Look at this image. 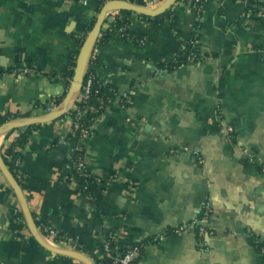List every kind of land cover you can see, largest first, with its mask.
Instances as JSON below:
<instances>
[{
    "label": "crops",
    "instance_id": "0c3cea01",
    "mask_svg": "<svg viewBox=\"0 0 264 264\" xmlns=\"http://www.w3.org/2000/svg\"><path fill=\"white\" fill-rule=\"evenodd\" d=\"M254 1L201 0L197 14L178 0L162 19L133 12L126 34L101 32L93 67L98 83L119 96L85 144L88 170L102 182L65 179L74 146L68 114L0 134L1 152L31 126L17 174L42 240L94 264H113L116 252L140 242L135 264H264V0ZM100 8V0H0V71L36 70L0 73V127L45 118L53 103L74 105L79 93L65 102L63 81L71 80L73 55ZM196 28L202 57L172 66ZM109 176L115 180L106 185ZM209 200L212 233L173 231ZM41 225L62 238L48 240ZM0 262L88 264L38 240L1 170Z\"/></svg>",
    "mask_w": 264,
    "mask_h": 264
},
{
    "label": "built area",
    "instance_id": "2783aa9c",
    "mask_svg": "<svg viewBox=\"0 0 264 264\" xmlns=\"http://www.w3.org/2000/svg\"><path fill=\"white\" fill-rule=\"evenodd\" d=\"M102 1L104 3L107 0H102ZM182 1L184 2L187 1L188 4H190L193 8H195V10L197 11V14L200 12L201 7H202L201 0H182ZM82 2L86 3L87 0H82ZM115 13L116 12H114L111 15V17ZM120 30L123 34H126L125 28H121ZM198 59L199 58H197V56L193 55L189 57V62L197 61ZM7 72L11 73L15 77H24L26 75L33 74L34 72H36V70L31 66L19 65V66H15V67H12L4 71H0V73H7ZM93 82H94L93 76L90 74V76H88L87 78L86 83H84L82 86L85 98H88V95L92 93ZM85 98L83 97L84 100ZM117 100H119L118 93L116 94L114 98L110 97L108 99H105V97H102L99 95V91L97 89L95 90L94 96H92V99H91V101L96 102V105L92 106L93 108L94 107L101 108L104 106L106 101L113 103ZM124 100H125V95H122L121 96L122 104H124ZM54 107H55L54 103L48 106L46 108L47 114L53 112L57 108V107L56 108ZM71 108L74 109V105ZM79 116H82V111L80 109H78L77 113L75 114V117H72V122H73L72 129L74 130V132L76 130H79L80 136L77 140L73 141L74 146L71 147L70 149V153L68 155V158L65 164V170H66L65 179L73 180V177L77 175L78 178L83 179L85 182H92L93 180L91 179L93 177V174H91L90 171L88 170L87 160L85 156V144L87 140L94 134V130L91 124H89L88 126L87 125L85 126L84 123L79 122L78 121ZM228 130L232 131V128L228 127ZM59 142L63 144H68L70 141L66 139H60ZM76 150H82L84 152L83 154L76 156ZM114 180H115L114 176H109L104 179V182L106 185H110L111 183H113ZM94 181L102 182L103 180L99 177H96ZM210 213H211V201L209 200L206 202L205 208L199 216L195 217L194 219L190 221H187V222H184L178 225L173 231L179 233V232H186L190 229H196L200 236H204L209 233H212L210 232V229L208 227V224L210 222ZM38 229L45 235V237L48 238V240L50 239L57 243L62 238L59 232L49 227L41 225V226H38ZM109 237L112 238L113 235H110ZM109 237L106 238L105 243H104V248H105V251L107 252H110L113 249V244H112V241L109 239ZM142 247H143V243L140 242L134 246H130V247H127L125 249H122L116 252L113 256V264H135L137 258L141 254ZM262 253L264 255V236H263V241H262ZM0 264L2 263L0 262Z\"/></svg>",
    "mask_w": 264,
    "mask_h": 264
},
{
    "label": "water",
    "instance_id": "95a60500",
    "mask_svg": "<svg viewBox=\"0 0 264 264\" xmlns=\"http://www.w3.org/2000/svg\"><path fill=\"white\" fill-rule=\"evenodd\" d=\"M178 0H163L158 5L155 6H149L148 4H141L132 0H107L104 3H102L101 8L99 12L97 13L96 20L92 26V28L89 30L87 35L84 38V41L79 49V52L76 57L74 69H73V75L71 80L65 79L63 82L68 86V91L65 96V102H68L71 97L74 94H78L85 82L86 76L88 75L90 64L93 60V56L97 47V43L99 41L101 32L104 28V25L109 19V17L117 11L126 10L138 13L142 16L146 17H157L163 13H165L167 10L172 8L175 3ZM69 109H66V107H58L53 112L47 114L45 118L42 117H33L28 120H16V121H9L2 125L0 127V134L8 132L10 130H13L15 128L33 124V123H42L47 121H52L56 119L57 117L65 114ZM0 170L4 174L6 180L9 182V184L12 186V188L15 190V192L18 194L23 210L25 212V215L28 219L29 226L31 227V230L33 234L38 238V240L46 246L49 250L71 256L74 258H77L79 260L85 261L88 264H94L85 254L76 252L73 250H67V249H61L56 248L48 245L44 240L41 239L40 234L37 232L36 229V222L33 218L32 212L29 210V207L27 205V200L23 194L22 188L20 183L17 181V179L14 177V175L11 173V171L6 166L2 154L0 152Z\"/></svg>",
    "mask_w": 264,
    "mask_h": 264
},
{
    "label": "trees",
    "instance_id": "16d2710c",
    "mask_svg": "<svg viewBox=\"0 0 264 264\" xmlns=\"http://www.w3.org/2000/svg\"><path fill=\"white\" fill-rule=\"evenodd\" d=\"M134 1V0H132ZM258 0H255L254 2L256 3ZM135 2L141 3V4H145V2L143 0H137ZM103 1L100 0V5H102ZM133 12L131 11H126V10H121L119 11L118 14H116L115 19L107 26V28H103L102 33L103 36L108 37L109 35H111V33H113L114 31L120 30L121 28H125V32H127V27L129 25V16L132 14ZM170 13V9L167 10L165 13L157 16V17H149L152 19H162L163 17L167 16ZM96 15H94L93 20L89 26V29L92 28L95 20H96ZM108 21V19H107ZM106 21V23H107ZM128 36L131 37V35L129 34ZM185 44H184V48L182 49L181 53L179 54V57L176 59L175 63L172 64V66H177L180 64H184L189 62V57L190 56H197V58H201L202 57V48H201V43H200V34H199V30L198 28H196L192 33L186 35L185 38ZM83 41H79L78 43V49L76 50L75 54L73 55V64L71 66V70L68 72V77L69 79L72 78L73 75V69H74V65H75V61H76V57L77 54L79 52V49L82 45ZM171 67V66H170ZM90 74L93 76L94 82H93V91L92 93H90L88 95V98H85L84 95V91L81 88L78 97L74 103V109L71 108L69 109L65 114L59 116V117H63L65 115H69L72 119V117H75V114L77 113L78 109H80L82 111V116L78 117V121L82 122L85 124V126L91 124L92 128H93V123L95 122L96 118L99 116V114L101 113V111L103 109H105L107 106H109L110 102H105L103 107H92L91 106V99L92 96H94V92L97 89L99 91V95L102 97H105V99H108L110 97L114 98L117 94V90H115V88L109 86V85H103V84H99L97 77H96V73H95V69L93 67V61L90 64V69L88 72V75L86 76L85 82L87 81L88 76H90ZM70 81V80H69ZM83 97L85 98V100L83 99ZM62 101V98L59 97L55 100L56 104H59ZM17 116V115H16ZM5 121V118L1 119V122ZM73 124V122H72ZM31 126L26 128V130H22L20 132L19 135H17L13 140L10 141L9 144L2 146L1 147V154L3 157V160L6 164V166L8 167V169L11 171V173L14 175V177L17 179V181L20 183V178L18 176V166H17V162L18 159L20 157V147L27 141L29 134L31 133ZM94 130V129H93ZM16 131V130H14ZM13 131V133H14ZM12 133V132H10ZM10 133L7 134L10 135ZM80 136V132L79 130H76L74 132H72V134L69 137L70 141H75L79 138ZM84 151L82 150H76V156L83 154ZM64 172H66L65 170V166L63 168ZM96 176L93 175L91 180H95ZM67 181H72L70 179H67ZM81 187V186H80ZM109 237V236H108ZM109 239L112 241V244H114V238L109 237ZM143 250V247L141 248V252Z\"/></svg>",
    "mask_w": 264,
    "mask_h": 264
},
{
    "label": "rangeland",
    "instance_id": "374dc122",
    "mask_svg": "<svg viewBox=\"0 0 264 264\" xmlns=\"http://www.w3.org/2000/svg\"><path fill=\"white\" fill-rule=\"evenodd\" d=\"M228 128V127H227Z\"/></svg>",
    "mask_w": 264,
    "mask_h": 264
}]
</instances>
